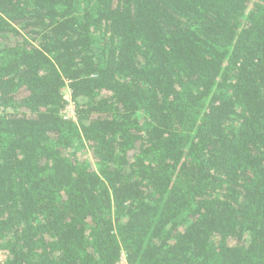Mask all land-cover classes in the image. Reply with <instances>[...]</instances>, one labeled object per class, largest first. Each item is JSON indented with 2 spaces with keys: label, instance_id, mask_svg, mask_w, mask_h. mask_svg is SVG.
Here are the masks:
<instances>
[{
  "label": "trees",
  "instance_id": "trees-1",
  "mask_svg": "<svg viewBox=\"0 0 264 264\" xmlns=\"http://www.w3.org/2000/svg\"><path fill=\"white\" fill-rule=\"evenodd\" d=\"M2 251L264 264V0H0Z\"/></svg>",
  "mask_w": 264,
  "mask_h": 264
},
{
  "label": "rangeland",
  "instance_id": "rangeland-1",
  "mask_svg": "<svg viewBox=\"0 0 264 264\" xmlns=\"http://www.w3.org/2000/svg\"><path fill=\"white\" fill-rule=\"evenodd\" d=\"M63 92H64L65 95L68 94V90L66 88L64 89ZM70 110L71 109L68 108L66 110V112L64 113V115L65 116H69L70 115ZM72 153H73V155H77L78 157H80L82 159L84 158V159L89 160L91 162V164L95 167L94 161H93V159L91 157V154L86 148H84V147H76L74 150H72ZM4 257H5L4 252L3 251L0 252V258L3 259ZM118 264H126V263H125L124 260H120Z\"/></svg>",
  "mask_w": 264,
  "mask_h": 264
},
{
  "label": "built area",
  "instance_id": "built-area-1",
  "mask_svg": "<svg viewBox=\"0 0 264 264\" xmlns=\"http://www.w3.org/2000/svg\"><path fill=\"white\" fill-rule=\"evenodd\" d=\"M68 93H69V91H68ZM65 97H66L67 100H68V104H67V105L65 106V108L63 109L62 114H63V116H64L65 118H72V119H75L74 106H73V103L71 102V100L69 99V94L65 95ZM68 108L71 109V110H70V115H69V116H65L64 113L66 112V110H67ZM121 260H124V261H125L123 255H122V257H121ZM125 263H126V262H125Z\"/></svg>",
  "mask_w": 264,
  "mask_h": 264
}]
</instances>
